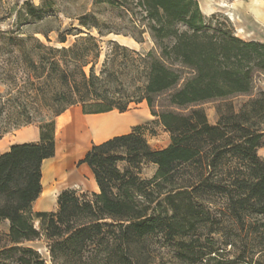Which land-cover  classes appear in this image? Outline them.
Returning a JSON list of instances; mask_svg holds the SVG:
<instances>
[{"label":"trees","instance_id":"16d2710c","mask_svg":"<svg viewBox=\"0 0 264 264\" xmlns=\"http://www.w3.org/2000/svg\"><path fill=\"white\" fill-rule=\"evenodd\" d=\"M52 2H23L16 29L0 30V138L38 122L37 141L0 153V264H264V91L238 110L218 106L215 124L199 107L249 93L264 76V43L207 18L197 0H91L118 21L85 8L65 28L29 31ZM110 34L147 35L152 48L104 42ZM141 102L169 144L152 149L137 127L92 143L78 163L97 191L64 189L55 210L34 211L55 118L72 106L123 113ZM146 164L156 167L149 178Z\"/></svg>","mask_w":264,"mask_h":264},{"label":"rangeland","instance_id":"374dc122","mask_svg":"<svg viewBox=\"0 0 264 264\" xmlns=\"http://www.w3.org/2000/svg\"><path fill=\"white\" fill-rule=\"evenodd\" d=\"M28 1L34 6H39L42 0H0V30L8 31L16 29L15 13L19 10L23 2ZM202 13L208 18L212 14L220 16L221 19L228 21L233 27L234 33L244 39V40H255L264 43V0H197ZM223 1V2H222ZM228 4L226 7H217L218 3ZM258 2V3H257ZM210 3L215 4L212 8ZM207 4V5H206ZM53 14L47 19L32 24L28 27L31 32H37L41 29L55 28L58 24L62 28H65L70 23H75L68 16L76 14L85 8L89 10H95L98 16L108 17L110 20L118 21L117 13L107 12L102 10L103 8L97 7L92 8L91 0H53L52 4ZM210 7V8H209ZM224 8V9H223ZM228 12L233 16V20L230 19ZM35 36L43 39L40 34L35 33ZM49 38L51 44L56 43V33L54 31L49 33ZM109 39L116 40L117 42L127 45L133 49L140 52H145L152 48V42L147 35H144V39L141 43L135 42L130 37H125L121 35L110 34L103 38V41ZM73 42V37L69 38V43ZM5 91V86L0 85V92ZM260 91H264V76H256L253 84L252 90L247 94H238L228 97L223 100H210L203 102L199 105L206 115L209 123L215 124L218 120L217 107L224 103H231L234 110H238L240 106L248 101L249 99L255 97ZM78 109L81 112L79 106H72L69 109ZM189 109L183 110L188 111ZM82 115H95V114H83ZM108 117L118 118L122 115H129L130 120L127 125L116 126L114 131L111 133L120 134L131 131L133 128L137 127V131L143 135L147 143L152 149H160L169 144V135L163 129V127L158 123L157 119L150 114L149 108L145 102L138 104H132L126 112L119 113L117 111H112L110 113L104 114ZM113 118V119H114ZM55 118V124H56ZM21 132V133H20ZM108 135V137L111 136ZM38 122L19 127L17 129H11L6 132L0 138V153L6 151L9 146L17 141H37L38 140ZM55 137V130H54ZM106 137V138H108ZM104 138V139H106ZM102 141V140H100ZM98 141V142H100ZM55 142V141H54ZM96 141L90 140L83 151L74 159L73 166L76 169L82 170L81 177L69 184H62L49 188V196L38 197L33 204L34 211H52L56 208V198L60 191L64 189H76L79 191L93 192L95 184L90 169L85 164H79V160L83 157L84 153L89 149L92 143ZM264 142V138H263ZM257 155L263 159L264 158V143L257 149ZM55 156V152H54ZM155 165L146 164L142 170V177L149 178L155 172ZM58 189V190H57ZM41 194V193H40ZM40 196V195H39ZM7 230V223L0 222V232L4 233ZM31 246L37 248L39 252L46 258L47 252L41 241H34L29 243ZM250 246V242H247ZM47 264H50L48 261Z\"/></svg>","mask_w":264,"mask_h":264},{"label":"bare ground","instance_id":"6f19581e","mask_svg":"<svg viewBox=\"0 0 264 264\" xmlns=\"http://www.w3.org/2000/svg\"><path fill=\"white\" fill-rule=\"evenodd\" d=\"M214 5L210 3L211 8ZM227 5L220 2L217 7L227 8ZM228 15L231 20L234 19L230 12H228ZM113 118L104 114L82 115L78 109L74 108H68L57 117L55 124V156L43 161L42 192L39 198L42 195L49 196V188L77 181L83 172L81 169H76L73 162L77 155L83 151L86 144L90 140L96 142L104 140L114 131L116 126L127 125L130 120L129 115Z\"/></svg>","mask_w":264,"mask_h":264},{"label":"crops","instance_id":"0c3cea01","mask_svg":"<svg viewBox=\"0 0 264 264\" xmlns=\"http://www.w3.org/2000/svg\"><path fill=\"white\" fill-rule=\"evenodd\" d=\"M112 112V111H111ZM108 113H110V112H108ZM104 114H106V113H104ZM120 134H122V133H120ZM114 135H118V134H114ZM114 135H111L110 137H112V136H114ZM38 136V135H37ZM109 138V137H108ZM107 139V138H106ZM105 140V139H104ZM103 141V140H102ZM22 142H29V141H25V140H22V141H17V142H15V143H22ZM101 142V141H100ZM95 143H99V142H95ZM93 177V176H92ZM95 190L94 191H97V186H95Z\"/></svg>","mask_w":264,"mask_h":264}]
</instances>
